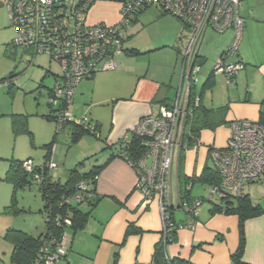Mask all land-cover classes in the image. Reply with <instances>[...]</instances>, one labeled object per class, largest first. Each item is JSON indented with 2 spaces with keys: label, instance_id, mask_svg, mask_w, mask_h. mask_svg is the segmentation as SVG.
Wrapping results in <instances>:
<instances>
[{
  "label": "crops",
  "instance_id": "obj_1",
  "mask_svg": "<svg viewBox=\"0 0 264 264\" xmlns=\"http://www.w3.org/2000/svg\"><path fill=\"white\" fill-rule=\"evenodd\" d=\"M249 1L242 2L243 36L237 55L231 60L242 62L245 69L233 82L228 83L225 77L213 72L214 60L216 62L231 44L233 37L231 31H229L230 36L222 38L208 30L198 50V61L202 63L200 72L206 64L209 65L202 85L212 78L214 86L211 90H207L208 97L205 94L206 90L202 91V86L199 93L195 90L194 92L200 96L201 104L207 109L227 105L228 112L225 117L227 122L257 121L259 104L264 97V49L257 44V37L253 31L262 21L256 16V12L253 15L254 10L250 8ZM146 12H150L149 8L142 11L132 25L142 22L140 20L144 19L143 15ZM163 15L160 13V17ZM247 17L252 19L251 22L246 23ZM119 19L120 5L103 1L94 3L87 17L90 25L100 23L113 25ZM175 21L158 43L141 46L133 41L129 48H126L124 43L126 50L134 48L145 54L130 56L125 53L118 56L117 69L106 76L111 80L110 87L107 92H102L98 101H95V107L104 106L111 110V124L108 129L103 121L93 122L98 125V136L95 138L100 140L102 133L108 131L104 144H99L100 155L96 153L90 155L95 157L96 162L91 166L103 164L111 154V151L107 152L106 147L116 145L122 136L134 129L139 119L156 115L161 106H170L176 99L182 71L180 57L183 58L190 33L186 25L177 19ZM128 38L129 36H126L125 41ZM201 48L209 50L201 52ZM209 52L212 54L209 55ZM82 84L80 82L77 88L84 89ZM217 86L221 87V94L218 95L215 92ZM173 90L175 94L171 93ZM92 91L94 93V87ZM68 127L72 134V126ZM229 136L228 124L215 130H203L199 134L197 145L191 144L184 149L182 155H178V152L174 158L168 197L173 220L179 224L191 221V217L178 208L180 191L184 187H187L190 199L205 200L206 206L200 207L193 230L176 231L174 241L165 248V254L170 259H180L190 264H264V215L246 220L240 233L236 215L213 213V207L218 204L206 201L208 185L184 181L190 178L197 179L205 168L216 172L210 153L212 150L223 149ZM83 156L82 158L89 157L85 154ZM49 174L53 181L54 175L52 177L50 172ZM180 176L184 177L181 181H179ZM136 182L135 169L122 158L116 157L108 163L95 183V193L101 197V200L92 209L93 213L91 212L84 229L76 233H68L67 256L57 264L150 263L161 238L159 206L156 199L151 202L144 200L135 188ZM196 185H200L202 189L195 188L198 187ZM245 194L254 205L264 211V175L261 180L251 184ZM103 202H107L108 205L106 208L104 206V213L98 215L97 211ZM176 214H178L177 218ZM130 226L139 229L141 233L127 235ZM240 236L243 237L244 243L240 258L242 263L233 260V255L239 247ZM11 251L12 247L6 244L1 260L7 258L9 260Z\"/></svg>",
  "mask_w": 264,
  "mask_h": 264
},
{
  "label": "built area",
  "instance_id": "obj_2",
  "mask_svg": "<svg viewBox=\"0 0 264 264\" xmlns=\"http://www.w3.org/2000/svg\"><path fill=\"white\" fill-rule=\"evenodd\" d=\"M98 1L116 2L120 5V19L116 24L90 25L88 13ZM243 0H6L5 8L11 26L16 31L13 45L23 50H32L33 56L46 55L55 61L60 70V83L55 84L52 105L61 100L66 109L55 114V124L83 126L93 136H98L95 124L87 117L74 118L69 112L72 97L79 83L92 78L99 72L117 69V57L125 52L126 32L134 18L135 11L154 7L187 26L189 40L182 58L180 86L176 99L170 107L161 106L156 115L142 117L134 129L120 139V158H125L123 147L135 138L146 152L136 163L127 157V163L134 166L137 174L136 190L146 202L158 201L161 218L160 244L164 251L171 243V234L177 230H193L195 218L203 200L178 203L191 217V221L175 223L168 211L170 207L169 180L173 161L180 148H186L183 131L186 127L188 100L191 89L197 84L200 66L197 52L207 30L222 34L231 30L230 46L217 59L213 72L222 75L227 82H233L244 70L241 62L231 61L242 41L244 20L241 16ZM69 13V15H65ZM67 25V27L65 26ZM28 65L26 68H30ZM199 99H195V105ZM72 121V123H70ZM54 146L48 149L47 160L35 169L30 161L23 163L25 172L33 174L36 183L42 182L43 171L57 169L53 163ZM218 175L217 185L209 186L207 201L222 204L226 198L242 196L246 189L258 182L264 175V126L257 121L235 120L230 124V136L223 149L210 153ZM148 162L150 165H148ZM80 188H84L81 184ZM68 225L69 222L66 221ZM52 246V244H51ZM50 246V247H51ZM67 246L64 235L53 256L46 255L44 264H55Z\"/></svg>",
  "mask_w": 264,
  "mask_h": 264
},
{
  "label": "rangeland",
  "instance_id": "obj_3",
  "mask_svg": "<svg viewBox=\"0 0 264 264\" xmlns=\"http://www.w3.org/2000/svg\"><path fill=\"white\" fill-rule=\"evenodd\" d=\"M249 3L250 8L254 10L253 15L256 12V16L262 21L253 31H255L254 34L257 37V44L261 46V49H264V0H250ZM149 10L150 12H146L143 15V17L145 16L144 19L140 20L142 22H138L136 25L130 24L128 34L125 35V38L129 36L125 41L126 48L133 41L141 46L158 43L168 33L169 28L175 21L174 17L167 14L160 17L161 12L159 13L154 7L149 8ZM251 20V18L247 17L246 23L251 22ZM209 32L214 33L213 31ZM214 34L222 38H227L231 35L229 31L221 35L219 33L216 34V32ZM15 38L16 31L9 23L6 8L5 6H0V82L9 76H14L11 91L6 87V84H0V257L6 249V244H8L3 240V236L8 229L15 228L28 234L32 231L31 234L36 236L44 231L43 218L40 213L43 208V201L37 185L28 179L31 183L30 188L25 186L23 189H16L14 192L13 183L7 179L6 173L11 162L30 159L34 166H41L44 163L45 145L51 142L55 132V125L53 122L43 119L41 115H46L49 112L46 88L50 89L53 87L54 78L52 76H57L60 72L58 66L54 63H49L44 56L36 57L34 67L25 68V62L30 57L27 53L24 54L20 49L12 45V41ZM202 50L205 52L209 49L201 48V52ZM211 54L209 52V55ZM180 58L182 59V57ZM214 63H216L215 60ZM207 65L198 75V82L194 88L197 93L200 92L207 67H209ZM46 72L48 76L42 81L44 88L36 91ZM107 74L109 72H99L90 79L82 80L84 89H76L69 112L74 118L85 116L92 122L99 121L102 123L101 121H103L109 129L112 117L111 110L104 106L95 107V101L99 100L102 92H107L110 87L111 80L106 77L108 76ZM216 75L218 74L216 73ZM217 79L219 78L217 77ZM93 87L94 93L92 91ZM173 92L174 90L171 93ZM208 92L207 90L205 91L207 97ZM215 92L216 95L221 94V87L217 86ZM11 115L28 116L27 127L31 135L26 133L15 135L11 130ZM68 126L64 127L56 136V141L53 144V163L57 166V169L51 170L50 173L52 177L54 175V181L59 180L61 183L66 181L67 172L77 163L84 162L82 168L84 171H88L91 165L96 163L95 157H90V155L93 153L100 155V145L104 144L108 131L102 133L100 140L94 136L86 135L80 141L73 143L70 127ZM109 151L107 150V152ZM84 154L85 156L89 155V157L82 158ZM148 165H150L149 162ZM196 186L198 187L195 188L202 189L199 187L200 185ZM13 197L14 201L12 203ZM205 197H207V194ZM11 203L14 204L17 213L3 214V209L11 206ZM107 205V202H103L97 214L101 215L104 213V206L106 208ZM204 206H206L205 200L201 207ZM177 217L178 214H176ZM159 222L161 226L160 215ZM5 260L8 262V258L3 259V261Z\"/></svg>",
  "mask_w": 264,
  "mask_h": 264
},
{
  "label": "trees",
  "instance_id": "obj_4",
  "mask_svg": "<svg viewBox=\"0 0 264 264\" xmlns=\"http://www.w3.org/2000/svg\"><path fill=\"white\" fill-rule=\"evenodd\" d=\"M6 0H0V6L5 5ZM69 4L73 2V0H69ZM114 3V2H110ZM116 3V2H115ZM145 9H139L135 11L134 18L132 22L136 19V17L142 13ZM163 14V13H162ZM69 15V13L65 14ZM131 22V24H132ZM11 25V22L9 20ZM67 27V25H65ZM129 31V30H128ZM208 31V30H207ZM206 31V32H207ZM213 31V30H210ZM231 30H227L228 32ZM215 33V31H213ZM224 32V33H225ZM232 32V31H231ZM13 45V42H12ZM14 46V45H13ZM15 47V46H14ZM18 48V47H16ZM19 49V48H18ZM21 50V49H20ZM23 52V50H21ZM24 54H28L30 58H27L25 62V68L28 65H32L34 67V61L36 57L33 56V51L25 50ZM125 53L129 54L130 56H139L142 53L137 49H125ZM147 54V53H146ZM44 56L48 59L49 63H54L58 66V64L52 60L51 57L46 55H39ZM199 66L202 63H199ZM243 64V63H242ZM244 65V64H243ZM245 66V65H244ZM59 68V66H58ZM59 75L52 77L54 78V84L52 88H46L47 91V107L49 112L46 115H41L43 119L48 122H53L55 125V132L54 136L51 139V142L45 145V155H44V163L47 160L48 156V149L55 143L56 136L66 127L67 125L72 126V142H78L83 136L85 135H92L89 133L83 126H74L73 124L62 125L61 128L56 126L55 120V113L61 108L66 109V103L63 100H59L57 106L52 105V99H54V91H55V84L60 83L61 77V70L59 68ZM52 75V74H51ZM47 72L44 73L38 88H44L42 85V81L45 77H47ZM14 76H9L6 79H3L0 84H6L9 91L12 90L13 81L12 79ZM214 86L212 78L208 79L204 85H202V91L204 90H211ZM10 93V92H9ZM198 97L199 101L198 104L195 105V99ZM167 106V105H166ZM260 110L258 114L257 122L264 126V97L262 98L260 104ZM168 107V106H167ZM188 109L190 110L187 120H186V127L183 131V141L186 143V146L189 147L191 144H196L199 139V134L203 130H215L216 128L222 125H229L233 122H227L225 120L226 114L228 112V106H222L215 109H207L201 104L200 96L195 94V92L191 89L189 100H188ZM11 130L12 132L17 135L21 133L30 134L27 127V117L26 115H11ZM72 123V121H70ZM96 129H98V125L95 123ZM120 143L118 142L116 145L111 147H106V149L111 151L109 158L101 165L98 166H91L88 171L82 170L84 166V162L77 163L72 169L67 172V179L64 183L60 181H52L51 176L48 171H43L40 174V178L42 182L40 184L36 183L34 179V173L37 170H34L33 174L27 173L23 169V163L30 160L27 159L25 161H15L11 162L8 171L6 173L7 179L13 183L14 192L16 189H23L25 186L31 187V183L28 179L32 181V183L36 184L38 190L40 192L41 200L43 201V208L41 209L40 213L43 218L44 223V232L39 234L38 236L30 235L26 232L17 230L15 228L8 229L4 236L3 240L6 241L11 247L12 251L9 257L8 262L4 263L3 260L0 258V263L2 264H44V259L46 256H41L44 252L46 255L53 256L54 253L57 251L58 244L64 235L68 236V233H76L84 229L87 224V221L91 215L92 209L96 207V205L101 200V197L97 196L95 193V183L96 180L101 173V171L108 165V163L116 157H119L118 154L120 153ZM105 149V150H106ZM145 148L141 145V142L135 138H133L130 143L123 147V153L127 159L129 157L131 159L132 165L136 163L138 160L145 156ZM183 150L180 149L178 155H182ZM124 161H127L125 158L122 157ZM43 163V165H44ZM42 165V166H43ZM40 168V166H36L35 169ZM134 168V166H133ZM179 181L184 179V177L180 176ZM185 182H200L206 184L208 186L217 185L219 178L216 172L212 171L209 168H205L203 173L197 179L190 178L184 179ZM83 184L84 188H80V185ZM190 186V184L188 185ZM187 187L181 189V196H180V204L183 202L191 203L195 200L199 199H190L189 192L186 190ZM14 196V195H13ZM14 201V197L12 198V203ZM11 203V206L5 207L3 209V214H16L17 211L14 207V204ZM85 208V209H84ZM181 210V208H179ZM169 215L172 218V209L168 207ZM213 213H222L225 215L234 214L238 217L239 220V231L242 233L243 224L246 220L264 215V211L257 205H254L248 195L245 193L240 196H232L226 198L222 201V204L215 205L213 207ZM197 217L195 218V220ZM66 221L69 224H66ZM174 221V220H173ZM175 222V221H174ZM176 223V222H175ZM179 224V223H178ZM182 224V223H181ZM141 231L137 228L132 226L129 227L127 231V235L129 234H140ZM175 239V234H171V242ZM52 244V246H51ZM243 237L240 236L239 240V247L235 255H233V260L236 262H241L240 258L243 251ZM51 246V247H50ZM68 252V247L64 248V253L59 256V261L66 258ZM57 261L55 264H57ZM149 264H190L188 261L180 260V259H170L166 256L165 251L160 244V241L157 243L155 247V251L152 255L151 261ZM244 264V263H243Z\"/></svg>",
  "mask_w": 264,
  "mask_h": 264
},
{
  "label": "clouds",
  "instance_id": "obj_5",
  "mask_svg": "<svg viewBox=\"0 0 264 264\" xmlns=\"http://www.w3.org/2000/svg\"><path fill=\"white\" fill-rule=\"evenodd\" d=\"M124 43H125V42H124ZM229 46H230V45H229ZM198 50H199V49H198ZM124 54H125V52H124ZM197 60H198V52H197ZM241 63H242V62H241ZM214 66H215V65H214ZM213 69H214V68H213ZM244 69H245V66H244ZM194 88H195V87H194ZM194 88L192 89L193 91L195 90ZM196 98H198V97H196ZM170 106H171V105H170ZM170 106H168V107H170ZM165 107H167V106H165ZM229 127H230V126H229ZM97 131H98V129H97ZM126 134H127V133H126ZM91 136H92V135H91ZM94 137H96V136H94ZM119 143H120V141H119ZM186 148H187V147H186ZM186 148H180V149H182V150L184 151V149H186ZM180 149H179V150H180ZM179 150H178V152H179ZM178 152H177V153H178ZM119 158H120V157H119ZM28 161H30V160H28ZM125 162H126V161H125ZM42 165H43V164H42ZM42 165H41V166H42ZM33 166H34V165H33ZM34 167H36V166H34ZM50 171H51V170H50ZM50 171H48V172H50ZM208 188H209V187H208ZM207 196H208V195H207ZM201 200H202V199H201ZM206 201H207V199H206ZM175 233H176V232H175ZM171 243H172V242H171Z\"/></svg>",
  "mask_w": 264,
  "mask_h": 264
}]
</instances>
